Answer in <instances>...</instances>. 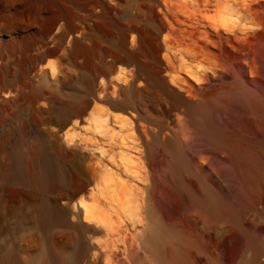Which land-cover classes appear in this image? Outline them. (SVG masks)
Returning <instances> with one entry per match:
<instances>
[{
	"label": "bare ground",
	"instance_id": "bare-ground-1",
	"mask_svg": "<svg viewBox=\"0 0 264 264\" xmlns=\"http://www.w3.org/2000/svg\"><path fill=\"white\" fill-rule=\"evenodd\" d=\"M88 1L0 0V264H264V87L228 51L247 38L213 24L194 67L168 0L72 15ZM88 120L116 137V172L80 138Z\"/></svg>",
	"mask_w": 264,
	"mask_h": 264
},
{
	"label": "rangeland",
	"instance_id": "rangeland-1",
	"mask_svg": "<svg viewBox=\"0 0 264 264\" xmlns=\"http://www.w3.org/2000/svg\"><path fill=\"white\" fill-rule=\"evenodd\" d=\"M98 1L103 2V0H89L86 3L85 7H79L76 4L71 2L69 4L71 13L72 15H80L82 17H85L86 15H92V14L102 15L104 13V8L102 7V5L98 3ZM105 1L108 4L110 3L113 4V2H115V4L113 5L116 7V4H117L116 0H105ZM128 1L129 0H124L123 4H126V2ZM236 1L237 0H234V1L230 0V2L234 4L233 7L236 6L232 10H230L229 8L227 9L226 4L223 3L224 0H219L221 4H218V0H215V1L212 0V4L209 7L205 6L204 0H200L199 2L202 5H201V8L198 9L199 11L198 13H196V15H201L199 18H201L202 21L200 24H195L196 25L195 26L194 24H192L191 21H188L186 17V15H189L192 12H196L195 8L187 6L188 0H171V1L168 0V6H170V9L176 13L175 15H178L177 20H179L181 24V28L186 30L187 35H190L189 32H193L192 33L193 39L188 40L187 43L192 48L196 49L199 53V58L197 61L188 56H184L183 60L185 61L187 65H190L193 63L192 65L193 66L195 65L194 67L209 66V62L205 60V58H207V55L206 56L203 55L205 54L204 46L209 43L207 39L205 38V36L207 37L206 34H209V33L211 34V32L216 34V28L212 26L213 24H220L222 22H225L229 24L230 27L232 26L231 27L232 29H234V26H236L235 30L238 32V35L242 37H246L247 44H248V45L246 44V51L243 52L244 55L235 54L233 51H230V49L228 48L229 54L231 55L233 59L238 60L237 65L241 67V69L242 68L247 69V66L245 65V63L241 62L242 60L247 61L249 65L255 64L257 66L258 75L261 76V77L260 76L258 77L259 83L261 84L262 87H264V0H244V1L238 0L237 1L238 4H236L237 3ZM241 1L245 2L244 4H246L249 7L248 11L241 9L240 7ZM166 3H167L166 0H157L156 10L160 15H163V12L166 11V8H167ZM237 10L238 11L240 10V13L242 15L240 13L238 14ZM23 15H32V14H23ZM240 26L244 27L243 30L239 29ZM220 31L223 37L228 36L230 33V32H227L224 28L220 29ZM211 50L218 53V49H216V47L214 46L211 48ZM56 58L57 56H54L53 60L54 59L56 60ZM183 76L190 79V81L192 80V82H195L187 74H182V77ZM114 82H116V79H114ZM212 84L214 85L215 81H213V83H211L210 86H212ZM110 95L113 100H116V96H114L116 95L115 90H113ZM101 108H104V110L108 112V115H110V117H112L113 115L115 116L116 112H121V113L124 112L121 110L116 111V109H112L110 106H107V105L106 107L105 105L104 106L101 105ZM112 121L113 120L110 119V122L108 123L109 129L112 132H114L116 135V133L120 132L121 130H120V127H117L116 124L112 123ZM90 122L91 121L89 120L85 121L80 126V129H79L80 138L85 141L84 143H86L89 146L88 149L92 153L95 151V153L98 156H100L102 160L101 165L102 167H104V169L112 168L113 171L116 172V163L112 157L113 153L116 154V148L115 150L110 149L111 144H114L116 147V137L113 139H110L109 136H104V135L96 133ZM87 171L88 173L91 174V171L89 168L87 169ZM43 244L44 242L41 239L36 238L33 248L35 249L37 246L42 248ZM225 257L227 258V261L230 264H234L237 261V257L235 255L234 250L233 251H229L228 249L225 250Z\"/></svg>",
	"mask_w": 264,
	"mask_h": 264
}]
</instances>
